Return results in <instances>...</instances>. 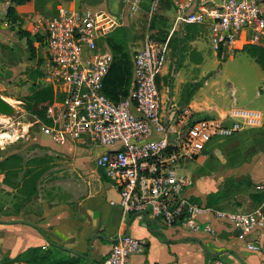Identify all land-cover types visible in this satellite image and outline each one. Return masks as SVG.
I'll list each match as a JSON object with an SVG mask.
<instances>
[{"label": "built area", "instance_id": "2783aa9c", "mask_svg": "<svg viewBox=\"0 0 264 264\" xmlns=\"http://www.w3.org/2000/svg\"><path fill=\"white\" fill-rule=\"evenodd\" d=\"M125 1L132 13L138 9L139 0ZM157 4L158 0L151 1V12ZM178 11L185 23L208 25L210 44L218 52H233L242 32L246 44L264 38V0H211L210 4L188 0L178 5ZM111 21L116 25L114 19L90 8L62 5L43 17L46 82L54 98L46 108L50 122L39 120L42 134L60 143L99 147L94 163L117 189L119 200L111 204H118L123 216H160L169 226L210 238L217 235L213 219L234 231L246 249L259 252V239L249 235L264 228V211H234L193 202L185 193L190 179L179 175L177 168L198 156L211 141L261 127L263 112L236 106L208 116L196 115L190 106L164 110L156 77L168 41H158L150 34L132 57L127 95L111 100L103 87L113 54L99 42ZM143 249V241L119 234L97 264H127L132 254ZM213 264L226 263L215 260Z\"/></svg>", "mask_w": 264, "mask_h": 264}, {"label": "crops", "instance_id": "0c3cea01", "mask_svg": "<svg viewBox=\"0 0 264 264\" xmlns=\"http://www.w3.org/2000/svg\"><path fill=\"white\" fill-rule=\"evenodd\" d=\"M79 1L54 0V5L90 8L117 21L115 26L127 20L129 9L125 0H81L83 5ZM187 1L161 0V13L171 24L165 63L156 80L161 105L164 110L190 106L199 116H208L212 112L224 113L226 108L234 105L229 102L219 105L216 99L219 95L218 78L222 71L218 67V51L210 44L208 25L185 23L179 17L178 5ZM202 1L210 4L211 0ZM37 4V0L26 4L0 0V71L8 67L14 72L20 69L19 73L25 80L36 83L42 80L49 85L46 82L45 41L41 43L33 39L36 52L26 55V37L16 32L6 14L8 7L13 6L23 28L22 19L27 20L32 14L36 18V10L40 9ZM110 23L113 25L112 21ZM245 39L246 34L242 32L234 45L237 51L226 59H233L235 53L240 52L256 63L249 53L241 50L246 44ZM263 43L264 38L257 44ZM26 67L31 70L36 68L35 76L25 70ZM263 73L259 72L261 80H264ZM14 75L10 73V79ZM0 84L6 90L9 80L1 79ZM6 98L23 103L22 99L10 94ZM39 120L37 118L35 123L40 126ZM9 126L11 128L12 124ZM26 128L23 126L22 136ZM8 138V131L0 134V148L3 150L0 152V193L8 198L6 201L12 200L11 204H6L0 210V259L4 256L14 257L30 246L49 248L51 241L67 250L62 252L64 256L71 258L79 253L84 255L86 264H97L103 261L119 234H128L143 241L144 249L132 254L127 264H213L215 260H222L226 264H264V228L249 235V238H258L261 243V250L253 252L245 248L244 241L237 239L234 231L213 219L217 235L210 238L205 233L169 226L160 216L132 213L123 216L120 206L111 204V201L119 200L117 189L94 163L97 152L92 154L91 148L96 146L82 147L70 141L60 143L41 132V141L47 147L45 155H34L28 160L21 150H9ZM8 156H14L19 161L18 166L13 168L17 177H9L11 168L5 162ZM32 173L39 175L37 190L26 199V192L21 195V187ZM16 180L18 183L14 184ZM12 190L18 192L19 198L13 192L8 193ZM185 193L191 201L196 202L188 187ZM7 206L10 207L7 209Z\"/></svg>", "mask_w": 264, "mask_h": 264}, {"label": "rangeland", "instance_id": "374dc122", "mask_svg": "<svg viewBox=\"0 0 264 264\" xmlns=\"http://www.w3.org/2000/svg\"><path fill=\"white\" fill-rule=\"evenodd\" d=\"M37 1L40 9L36 10V18L32 17L34 15L32 14L27 20L22 19L23 28L20 24L13 27L20 36L26 37L27 42L24 48L26 55L36 52L32 45L33 39H41V43L43 40L45 41L43 17L51 15L58 6L57 3L54 5V0ZM79 4L83 5V2L80 0ZM160 6L161 0H158L155 10L151 12L150 6L147 11H144L138 5V9L134 13L127 11V20L124 24L122 23V27H117L114 23L107 25V29L110 30L99 38V42L114 54L115 62L130 65L134 53L140 48L147 34L158 41H168L169 46L167 35L171 24L168 19L164 18ZM234 48L236 47L234 46ZM235 51L237 50L217 52L218 67L222 71L220 79L218 78L219 95L217 97L214 95V98L216 97L219 105L229 102L236 107L261 110L264 114V80H261L259 74V72H263L255 62L249 60L248 55L243 53L236 52L233 59H226ZM16 55L20 57L18 52ZM9 68L0 71V80H9V87H6V90L0 84V94L4 96L2 98L9 105H12V112H8V114L6 111L0 112V134L8 131L10 135L7 144L10 145L9 150H21L22 155L31 160L34 155H45V150H47L44 142L41 141L40 126L35 123L37 118L26 108V100L23 103L15 102L6 96L10 94L23 99L31 95L36 85H46V83L42 80H39V83L25 80L19 73L20 69L15 71L19 73L17 75L14 70ZM25 70L31 71V75L34 76L37 73L36 68L31 70L26 67ZM10 73L15 74L11 79ZM30 102L32 103L29 100L28 103ZM10 124H12L11 128ZM23 126H27V128L22 136ZM91 149L92 154H96L100 150L97 147ZM2 151L0 148V152ZM18 164L17 158L10 160V178L17 177L13 168ZM177 173L189 177L188 192L200 204L211 203L218 208L234 211H247L256 208L264 211V188L261 186L264 180V122L263 126L259 128L247 129L230 138L211 141L198 156L181 162ZM16 183H18L17 180L14 184ZM12 192L13 190L8 193ZM25 192L26 190L21 195H25ZM17 193L15 192L13 195L18 197ZM9 198L11 197L9 196ZM6 199L8 198L0 193V210L6 204L12 203L11 199L7 201ZM3 200L5 203H2ZM8 207L10 206H7V209Z\"/></svg>", "mask_w": 264, "mask_h": 264}, {"label": "trees", "instance_id": "16d2710c", "mask_svg": "<svg viewBox=\"0 0 264 264\" xmlns=\"http://www.w3.org/2000/svg\"><path fill=\"white\" fill-rule=\"evenodd\" d=\"M30 1L31 0H13V3L26 4ZM151 1L152 0H139V6L144 11H147L149 9ZM6 14L12 27H14V25L16 24H20L21 20L16 15L13 6L8 7ZM117 27H122V25H118ZM39 40L41 41V39ZM241 50H244L249 53L255 59L256 63L260 66V68L264 71V43H248L245 44L241 48ZM131 78L132 60L130 62V65H127V63L123 62H115L113 54V61L109 68L108 74L104 79L103 93L111 100L117 101L122 97V95L123 97L127 95L131 86ZM124 88H126V90H124ZM53 98L54 92L51 86L38 84L34 87V90L31 92V95L29 97L23 98L22 101H27L26 108L29 109V111H31V113H33L38 119L45 123H49L50 119L46 117V108L47 105L53 101ZM29 100L32 101V103H28ZM14 158V156H8L5 159V162L9 168L10 160H14ZM36 174L32 173V175L28 177L26 184L21 187V192L26 190V199H29L31 196H33L37 190L36 182L39 175ZM207 205L213 204L207 203ZM49 245V248H43L41 246L26 247L22 249L19 253H17V255H15L14 257H2L0 259V264H86L84 255L77 253L74 257L68 258L62 254V252L67 251L66 249L54 244V242L51 241H49Z\"/></svg>", "mask_w": 264, "mask_h": 264}, {"label": "water", "instance_id": "95a60500", "mask_svg": "<svg viewBox=\"0 0 264 264\" xmlns=\"http://www.w3.org/2000/svg\"><path fill=\"white\" fill-rule=\"evenodd\" d=\"M12 112L11 105H9L3 98L0 96V112ZM209 115H216L215 112L210 113Z\"/></svg>", "mask_w": 264, "mask_h": 264}]
</instances>
